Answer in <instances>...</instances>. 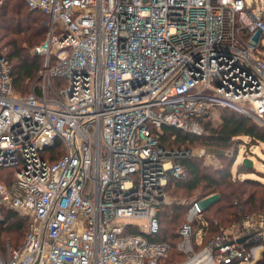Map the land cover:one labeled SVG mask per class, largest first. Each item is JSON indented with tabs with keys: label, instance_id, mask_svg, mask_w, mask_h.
I'll return each instance as SVG.
<instances>
[{
	"label": "built area",
	"instance_id": "built-area-1",
	"mask_svg": "<svg viewBox=\"0 0 264 264\" xmlns=\"http://www.w3.org/2000/svg\"><path fill=\"white\" fill-rule=\"evenodd\" d=\"M24 1L49 29L36 48L46 55L38 93L15 92L0 51V169L13 170L0 179V220L13 210L30 221L0 264H264V210L215 221L204 241L195 223L205 204L194 198L178 230L184 259L168 262L171 245L151 239L169 179L186 177L179 159L191 156L163 147L162 127L203 135L219 106L264 125V7Z\"/></svg>",
	"mask_w": 264,
	"mask_h": 264
},
{
	"label": "trees",
	"instance_id": "trees-1",
	"mask_svg": "<svg viewBox=\"0 0 264 264\" xmlns=\"http://www.w3.org/2000/svg\"><path fill=\"white\" fill-rule=\"evenodd\" d=\"M49 17L41 11L31 10L24 0H5L0 4V42L9 46L4 54L11 65V77L14 90L18 94L28 95L29 84L36 80L43 69L46 55L32 53L27 49H36L44 44L48 36ZM27 48H24L23 45ZM264 57V54L260 53ZM55 59L51 58V63ZM56 83L60 79L55 78ZM36 92H40L37 89ZM219 122L212 118L203 121L205 133L196 135L174 126H163L161 145L169 149H186L195 144L204 145L210 149L226 152L236 146L237 153L233 158L222 157L227 162L217 168L210 169L195 156H186L179 161L186 167L187 174L183 179L171 177L166 187L167 194L172 195L180 189L185 195L196 192L201 194L196 198L206 201L203 217L205 222L195 223L196 233H204V241L214 236L218 230L215 221L229 225L241 213L264 210V182L262 171L253 165L246 166L243 161L236 166V172L247 173L244 178L234 177V163L239 151V143L243 137H248L250 145L264 143V125L253 118L226 106H219ZM5 172L13 173L12 169H0V179ZM253 172L260 176H250ZM259 185L260 188L251 189ZM189 205L162 204L158 213L159 231L151 239L168 242L171 251L168 262L182 260L185 254L178 249L180 240V224L185 221ZM30 228L28 218L13 210H5L3 220H0V248L7 242L13 247L22 245Z\"/></svg>",
	"mask_w": 264,
	"mask_h": 264
},
{
	"label": "rangeland",
	"instance_id": "rangeland-1",
	"mask_svg": "<svg viewBox=\"0 0 264 264\" xmlns=\"http://www.w3.org/2000/svg\"><path fill=\"white\" fill-rule=\"evenodd\" d=\"M246 2L249 5H252L253 2L256 3L255 6H257V8L259 9L260 6L264 7V0H246ZM24 48H27L26 45H23ZM10 50L9 46H4L2 42H0V51L3 53V55L8 52ZM32 53L36 52V49H27ZM258 51H260L262 54H264V38L262 41V45L259 47ZM42 85H43V78L42 75L39 73L38 77L36 78V80L32 81L29 84V87L27 88V92H36L37 89H40L42 91ZM51 90L54 91L56 90L57 84H56V80L52 81V84L50 86ZM213 120L215 122H219V108L216 109V113L215 116L213 117ZM250 139L248 137H243V141L240 142L239 145V151H238V155L237 158L235 160V167H234V177L236 178H244L245 176H249L247 173H238L236 172V166L238 165V163L242 162L245 158H250L253 160V165L258 169V171H262V176H264V143H254L253 145H250L246 142H250ZM236 146L228 149L226 152H220L218 150L215 149H210L207 146L204 145H199V144H195L194 146H190L189 149L191 152L192 156L197 157L203 165H207L208 167H210V169H214L219 167L220 165H225L226 164V160L222 159V157H229V158H233V156L235 155V153H237V148H235ZM205 152H203L202 151ZM250 176H253L255 178H258L260 175L256 172H253L252 174H250ZM260 179L264 182V178L262 179L260 177ZM251 189H256V188H260L259 185L256 186H251ZM176 193H172V195L170 194L168 196V202L166 204L168 205H174V204H184L185 206L188 205V202H190L192 199L201 196V194L198 195V193L196 192L195 194L191 195V196H187L185 195L180 189ZM206 201L204 200V203ZM256 211V210H255ZM254 212V211H253ZM146 220L144 219H140L139 222L140 223H144ZM181 225V224H180Z\"/></svg>",
	"mask_w": 264,
	"mask_h": 264
},
{
	"label": "water",
	"instance_id": "water-1",
	"mask_svg": "<svg viewBox=\"0 0 264 264\" xmlns=\"http://www.w3.org/2000/svg\"><path fill=\"white\" fill-rule=\"evenodd\" d=\"M243 163H244L246 166H248V167H253V160L250 159V158H245V159L243 160Z\"/></svg>",
	"mask_w": 264,
	"mask_h": 264
}]
</instances>
